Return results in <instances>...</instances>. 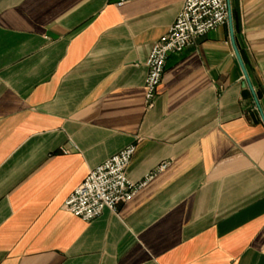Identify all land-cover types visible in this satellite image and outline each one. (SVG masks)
Here are the masks:
<instances>
[{"label": "crops", "instance_id": "obj_1", "mask_svg": "<svg viewBox=\"0 0 264 264\" xmlns=\"http://www.w3.org/2000/svg\"><path fill=\"white\" fill-rule=\"evenodd\" d=\"M184 0H0V264H264V123L228 23L170 53L152 107L146 59ZM264 116V0H229ZM133 144L128 202L64 210Z\"/></svg>", "mask_w": 264, "mask_h": 264}, {"label": "built area", "instance_id": "obj_2", "mask_svg": "<svg viewBox=\"0 0 264 264\" xmlns=\"http://www.w3.org/2000/svg\"><path fill=\"white\" fill-rule=\"evenodd\" d=\"M132 0H114L118 6ZM227 22L225 0H184L181 9L167 31L156 40L146 59L147 72L144 80V100L150 108L160 83L167 56L182 52L196 39ZM135 146L129 144L91 169L82 182L69 194L64 210L83 221H90L104 209L116 210L119 204L128 202L168 164L163 161L150 171L143 180L131 182L126 176L127 166Z\"/></svg>", "mask_w": 264, "mask_h": 264}, {"label": "water", "instance_id": "obj_3", "mask_svg": "<svg viewBox=\"0 0 264 264\" xmlns=\"http://www.w3.org/2000/svg\"><path fill=\"white\" fill-rule=\"evenodd\" d=\"M225 1H226V7H227V23H228L229 31H230V41H231V43H232V46H233V50H234V53H235L236 59H237V61H238V64H239V66H240V68H241V71H242V74H243L244 84H246V86L249 88V90H250V92H251V94H252V96H253L254 103H255L257 109L259 110V112H260V114H261L262 122L264 123V116H263V114H262V112H261V109H260V107H259L258 100H257V98H256V95H255V93H254V90H253V88H252V85H251V83H250V81H249V78H248V75H247V73H246L245 67H244V65H243V63H242V60H241V58H240V56H239V53H238V51H237V49H236V46H235V44H234L233 31H232V22H231L230 3H229V0H225Z\"/></svg>", "mask_w": 264, "mask_h": 264}]
</instances>
